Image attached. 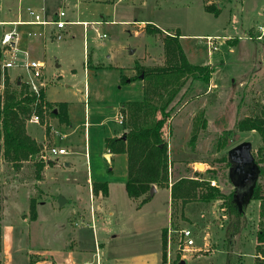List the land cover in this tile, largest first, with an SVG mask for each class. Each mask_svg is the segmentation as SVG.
<instances>
[{
	"label": "rangeland",
	"instance_id": "rangeland-1",
	"mask_svg": "<svg viewBox=\"0 0 264 264\" xmlns=\"http://www.w3.org/2000/svg\"><path fill=\"white\" fill-rule=\"evenodd\" d=\"M72 1L46 0V4L51 9L62 7L75 20L104 18L115 21L98 25V33L104 32V37L96 36L92 29L83 35L80 25L73 26L74 35L67 36L57 43H47L41 53H38V58L45 62L43 81L49 83L45 91L46 97L52 101V105L66 102L69 124H62L46 113L43 118L39 117L38 123L26 120L30 133L26 131L39 140L44 135L45 140L42 142L35 139L42 145L40 153H44V147L52 146V143L56 147L63 146L70 153H44L45 158L39 154L35 159L23 161L19 168H15L2 156L0 136L1 240L3 230L6 247L4 252L9 255L8 258L4 256L1 245L0 264H27L24 251L32 253L42 248L49 249L64 240L58 225L64 223L68 209L73 206L80 212L89 211L85 180L87 169L93 179L106 181L111 185L112 193L108 203H112L114 199L121 213L124 211L125 218L135 215L134 202L123 193L121 184L126 176L125 155L115 154L111 160L100 155L105 145L104 140L120 128V125L112 120H108L104 125H91L86 143L88 158L84 156V92L86 91L90 121L94 120L92 112L96 92L105 100L101 104L99 102L102 110L109 108L110 111V107L118 101L136 104L143 100L144 87L140 79L135 78L138 67L165 63L162 41L165 34H179V40L183 37L182 34H189L187 38L182 39V43L187 46L189 59L198 62L206 61V58L209 60L212 55L207 53L205 39L194 34H217V48L212 52H219L224 57L213 58L211 64H206L212 70L211 82L210 79L205 83L189 77L167 107L172 108L165 127L166 139L168 151L175 159L176 166L169 168L171 173L174 174V171L180 168V171H177L180 175L208 180L210 184L214 181V186L226 199L234 190L237 192V187L230 179L228 150L239 142L249 141L254 161L263 173L256 180L264 184V141L257 131H242L236 126L237 122L246 116L264 117V38L247 37L254 35L257 24L263 21L261 11L264 0H80L76 8L70 4ZM205 3H216L220 7L219 13L205 10ZM5 12L6 7L0 0V19L5 17ZM121 20L129 21L126 23ZM140 20L162 28V34L146 32L145 24L141 26ZM4 28L7 26L0 24V35ZM223 34H232L234 38ZM83 40L86 51L83 49ZM100 43L105 46H100ZM96 52L97 61L94 58ZM98 61L105 66L112 63L122 67L100 68L98 64L101 63ZM15 69H5V72L0 70V93L3 91L2 82L6 76L11 83L16 79L23 81L21 73ZM129 79L133 80L128 82ZM88 92L90 99L87 98ZM127 103L126 109L122 108V111L126 112V120L123 123L125 131L129 125ZM151 114L152 112L148 111L147 116ZM200 114L205 119V126H195L194 121ZM158 116L159 114H154V121ZM51 127L55 131L53 138ZM193 132L196 137L191 143ZM57 156L58 165L52 166L54 162L46 163L48 159L54 161L52 157ZM39 159L44 160L45 165L40 172V179H37L35 162ZM64 159H71L72 166L68 167ZM187 162H190V166H186ZM198 163L203 166L200 167ZM67 176L76 178L74 186L77 196L74 197L73 204L63 201L61 206L59 197L66 200L72 185L64 180ZM48 177L52 179L51 183ZM250 185L241 189L243 195H250ZM165 193V190L159 191L149 205L161 207L162 198L158 201L156 197L164 195V204ZM31 199L35 201L39 214L36 221H33L29 211ZM208 202L213 213L207 211L206 204L196 200L189 201L183 207L182 212L195 223L198 222L197 225L192 224V221L181 220V206L176 202L173 205L172 221L166 231V242L169 241L171 247V262L185 260V264H236L241 261L243 264H250L254 251L252 238H255L254 233L258 229V200L250 199L240 215L227 212L222 199ZM94 204L96 203L92 202V206ZM146 209L147 207L143 211ZM231 220H235L240 227L233 225ZM182 228L192 231L194 248L203 249V241H207L205 250H195L191 256L185 255L184 258L180 256L177 245L179 230ZM232 229L238 231L235 239L230 235ZM205 230L208 234L207 239L203 240ZM79 231L81 236L84 232V244L93 247L91 230L81 228ZM242 234L246 238H242ZM28 256L31 260L37 257L36 254Z\"/></svg>",
	"mask_w": 264,
	"mask_h": 264
},
{
	"label": "trees",
	"instance_id": "trees-1",
	"mask_svg": "<svg viewBox=\"0 0 264 264\" xmlns=\"http://www.w3.org/2000/svg\"><path fill=\"white\" fill-rule=\"evenodd\" d=\"M204 8L214 14H218L220 11V7L216 3H205ZM144 30L160 34L163 32L152 23H145ZM162 41L165 63L138 67V74L135 78L142 80L144 96L143 100L136 104L127 103L129 111L127 131L122 136L105 139L109 151L126 155V193L130 198L143 196L142 201L149 198V190L152 185L158 187L169 186L171 171L169 169L170 161L165 127L172 107L170 109H167V107L189 77L207 83L212 71L207 65L189 62L179 42V34H165ZM122 79L125 80L123 77ZM2 85L3 91L0 93L2 156L13 167L19 168L23 161L35 159L39 154L41 155L40 151L42 149V145L27 133L26 120L32 114L43 118L46 113H49L56 117L60 123L68 124L67 106L65 102H57V105H52L50 101L46 100L43 88H40L36 93L30 90L24 81L18 79L11 83L6 76ZM148 111H151L152 114H159L153 124L145 121ZM194 123L195 126L199 124L205 126V119L200 114ZM236 126L238 130L242 131H257L264 141L263 116L243 117L237 122ZM195 137L196 133L193 132L190 137L191 143H193ZM52 162L50 159L46 161V163ZM228 162L231 165L230 161ZM35 164L37 168L36 178L40 179V172L45 165V161L39 159ZM260 174L263 173L259 169L258 176ZM98 190L102 194H106L107 182H94L93 191L97 192ZM235 193L234 190L225 199L219 189L211 185L208 180L192 176H181L170 186L172 217L174 213L173 205L176 201H178L176 204L181 206L180 213H182L185 204L191 200L208 202L213 199H222L223 207L227 212L240 215L243 213L246 204L239 208ZM250 199L259 202V221L255 234V264H264V184L255 181ZM35 205V201L31 199L29 211L32 219H35L37 214ZM1 207L0 199V212ZM163 246L166 247V228L163 229ZM162 257L165 259V253ZM172 264H181V262L175 260Z\"/></svg>",
	"mask_w": 264,
	"mask_h": 264
},
{
	"label": "crops",
	"instance_id": "crops-1",
	"mask_svg": "<svg viewBox=\"0 0 264 264\" xmlns=\"http://www.w3.org/2000/svg\"><path fill=\"white\" fill-rule=\"evenodd\" d=\"M65 1L67 2L68 0H65ZM79 1L80 0H73L72 3L70 4H72V6L76 8L79 4ZM2 2L6 7V12H5V17L0 19V24L7 26L6 29L4 28L2 30V33L10 29H15L18 32V39L14 41V43H12L15 46V50L13 54L17 60L23 59L25 57V53L28 55V57L38 58L39 56L38 53H41V51L44 49L47 43H50V44L53 42L57 43L63 38L65 39L67 36L74 35V30H72L73 26L80 25L81 31L83 34V26L81 24L73 23L65 27V31L61 39L55 40L53 38V33H52L54 30V26L50 24L44 25L40 23H33L32 21L33 16L29 13L30 10L37 13L41 19L46 20V21L54 18L56 13L60 9L64 10L65 12L64 19L68 21H87L86 19L85 20L84 19H81V20L73 19L72 16H70L68 12L60 6L54 9H51L50 7L47 6L46 0H2ZM89 21H99V23L96 25L97 31L99 32L98 30L99 24H103V23L105 24L106 22L112 23L115 20H105L104 18H101V19L94 18ZM121 21L127 23L129 20H121ZM139 23H141L142 24L141 26H143L145 24V21L140 20ZM89 29H92L96 33V31L91 25L87 27V30ZM160 29L162 30V28ZM256 29L257 27L255 28V31ZM188 35L189 34H182L183 37H180L179 42L189 62L193 64L206 65V64H211L213 58L215 59L224 58L222 57L223 55L221 56V54H219V52H215V51L212 52L213 51L212 50L210 52V54L212 55L211 59L208 60L206 58V61L203 60L200 62L192 61L188 57L189 51L186 49L187 46L185 47L184 43H182V39L187 38ZM194 35H199L198 37L202 38L204 36L212 35V34H204V36L203 34H194ZM214 35H217V34H214ZM223 35L233 36L232 34H223ZM96 36H97V33H96ZM100 46L103 47L105 46V44L100 43ZM83 49L84 51H86L84 40H83ZM229 51L231 52L232 48H230ZM96 56H98L97 52L96 54L94 53L95 59L97 58ZM108 56L110 57L111 55H108ZM98 66L100 68H106L107 66V69L108 68L109 69H115V68L120 69L122 67L121 65L112 64V63H108V65L106 66L103 63H101V64H98ZM14 68H16L15 71H18L19 73H21L20 77L24 81L26 79V74L24 73V70L19 66H15V67L8 68V69L13 70ZM86 72L87 70H86V67L84 66V73L86 74ZM127 81L129 82L131 80H127ZM140 82L143 87V83L141 79H140ZM210 82H211V78H210ZM48 84H49L48 81H47V84L44 81V85L42 88H43L46 100L50 101L47 99L46 94H45ZM87 95H88L87 98L90 99L89 92ZM84 97H85L84 99V120L82 122V126H83V131H84V156L85 158H88V155L87 157L85 155V151L86 153L88 152L86 143H87V138H88L87 134H88L89 127L93 124L104 125L108 120H112V122L119 124L113 119V117L115 113H117L121 109V107H123V109H126L125 105L128 101L126 102L118 101L116 104L110 107V111H109V108H106L108 110L106 109L102 110L100 107V104L105 100L102 99L103 97H101L99 92H96L94 95V101H95L94 112H92V115L94 116V120L90 121L89 120V117H90L89 107L87 105L88 102H86V91L84 92ZM67 115H68V120H69L68 106H67ZM145 121L149 124H153L154 114L153 115L151 114L149 117L147 116ZM31 123H38V122L31 121ZM49 124L51 126V123ZM119 125H120V128H118L117 130H114L110 134L109 137H119L125 133V130L123 127L124 124L122 125L119 124ZM26 130H28V124H26ZM51 132H52V138H53L55 131L54 129H52V127H51ZM30 135L34 137L36 140H38L39 142L40 141L42 142V140H45L44 135L41 140H39L37 137L33 136L32 134ZM52 145L54 144L52 143ZM59 147H63V146H59ZM168 150H169V147H168ZM68 153H70L69 150L66 154ZM168 153H169V161H170L169 168H174V167L176 168V166L174 165L175 159L170 156V151H168ZM106 154H108L106 159L111 160L113 156L118 153L109 151V149L107 148L105 144L104 148L100 152V155L106 157ZM52 158L54 160L53 161L54 163L52 166L58 165V162H57L58 156L52 157ZM64 162L68 167H71L73 164L71 159H64ZM186 166H190V162H187ZM179 169H176L174 171V174L177 173ZM174 174L170 172L168 187H158L157 185H154L155 190L153 194H149V198L145 201H142L143 196H140L138 198H130L127 195L126 189H125V179H126V176H125V178L121 181L123 193L125 192L127 197L133 200L134 205H135V209H134L135 215L133 216L128 215L126 216L127 218H125L124 211L122 210V213H121V210L119 209L118 205H115L114 199L112 203L107 202L108 198L111 196V193H112L111 185L107 183V193L106 194H102L100 190H98L97 192H94L93 183L100 181V180L93 179V177L89 175L88 169H87L85 180L87 184L89 211L80 212L78 210H75V208L71 206V208L68 209L69 210L67 213L68 215L64 219V223H62L61 225H58V228L63 233V234L61 233V237H64V240L60 244H57L54 247H51L49 249L42 248L38 250L37 252H32V253L28 250L24 251L25 262L27 264H84V263L95 264L94 249H95V240H96L99 245V264H163L164 258L162 256H163V253H165V246H163V229L166 228V231H167V229L169 228L171 224V220H172V214H171L172 198L170 194V186L179 177L189 176V175H183V174L180 175L179 173H177L176 175ZM77 179L78 181L80 180L79 177H77ZM48 180L50 183L52 182V179L50 177H48ZM64 180L71 182L70 184H72L70 187V191L68 192V196H67L68 198H66V200L64 201L69 202L68 204H73L74 197L77 196V194H75L76 188L74 186V182L75 183L77 182L76 178L74 179L73 177L67 176ZM64 184L66 183L64 182ZM55 189L57 188L55 187ZM161 190H165L166 192L164 204L162 201L164 200L163 198L164 195L161 197L158 195L156 197L158 198V201H160V198H162V200L160 201L161 207L160 206L158 207L157 205H153V206L149 205L152 199L155 197V195ZM92 202L96 203L94 204V206L96 205L95 207L92 206ZM176 202L178 203V201ZM197 202L206 204L205 207L207 208V211L210 210L213 213L212 207L209 208L210 202H202V201H197ZM60 205L62 206V204ZM258 205H259V202H258ZM145 207H147V209L143 211ZM36 213H37L36 218L33 219V221H36L39 218L38 211H36ZM181 216H182L181 220L183 221H186V222L192 221L193 222L192 224H195V225H197L198 223V222L195 223L191 218L186 216L183 212L181 213ZM79 222H80V225H79ZM231 223L233 225H237L240 227V225L237 224L235 220H231ZM81 228H86L88 230H91L93 247L89 246L88 244H84L85 241L82 240L84 232L82 236L79 235V232H80L79 229ZM236 233H238L237 230L235 229L233 231L230 230V235L232 239H235ZM207 234L208 232L205 230L203 234V240L207 239L206 238ZM255 234L256 232L254 233V235ZM242 235H243L242 238H246L244 234ZM4 237H5L4 232L2 230L1 245H2L3 252L4 250H6ZM207 244H208L207 241H203L202 245L204 248L202 249L201 247H197L195 248V250H198V249L205 250V247L207 246ZM252 244H253L254 251L252 253L253 260L250 264H255V257H256V254H255L256 239L255 238L254 239L252 238ZM29 254H36L37 257L31 260L29 259V256H28ZM4 256L6 258L9 257V255H7L6 252H4ZM260 257L262 256L260 255ZM182 264H185V260L183 261ZM236 264H243V262L239 261Z\"/></svg>",
	"mask_w": 264,
	"mask_h": 264
},
{
	"label": "built area",
	"instance_id": "built-area-1",
	"mask_svg": "<svg viewBox=\"0 0 264 264\" xmlns=\"http://www.w3.org/2000/svg\"><path fill=\"white\" fill-rule=\"evenodd\" d=\"M29 13L33 16V23H40V24H50L54 26L53 30V38L55 40H59L62 38L65 27L69 24H81L83 26V35L86 34L87 27L91 25L94 30L96 31L98 36L104 37L105 33L100 34L97 31V24L99 21H68L64 19L65 12L64 10L60 9L54 18L51 20H43L40 18V16L35 13L34 11L30 10ZM263 15V21L258 24L255 34L248 35V38H254V39H263L264 38V4L263 9L261 11ZM35 34V33H34ZM205 39L207 51L208 54L213 49L217 48V43L215 41L216 38H219L218 35H207L202 37ZM18 39V32L15 29H10L8 31H4L0 36V52H1V59H0V66L2 72L5 69L12 68L15 66H19L24 70V73L26 74V79L24 82L28 86V88L34 92H38L40 88L44 85V68H45V62L41 58H31L28 57V55L25 53V57L23 59H16L13 52L15 50L14 41ZM4 56V57H2ZM122 108L115 113L113 119L119 123L123 124L124 120L126 118L125 113L122 111ZM39 116L36 114H32L29 118L30 121L33 122H39ZM44 153L47 155L49 154H66L68 152L67 149L64 147H56V146H49L44 147L43 149ZM44 153H41L40 156L43 158L46 157ZM85 155L87 157V153L85 151ZM211 185H214V181H211ZM194 238L192 237V231L189 228H182L179 230V242L177 245L178 252L180 256L183 258L185 255H190L192 252L195 251L194 246ZM94 257H95V264H99V245L98 242L95 240V249H94ZM164 264H172L171 262V247L169 241L166 242L165 247V259L163 261ZM84 264H91V263H84Z\"/></svg>",
	"mask_w": 264,
	"mask_h": 264
},
{
	"label": "water",
	"instance_id": "water-1",
	"mask_svg": "<svg viewBox=\"0 0 264 264\" xmlns=\"http://www.w3.org/2000/svg\"><path fill=\"white\" fill-rule=\"evenodd\" d=\"M107 155L108 154H106V157ZM228 160L231 163V168L229 170L230 179L232 180L234 185L237 187V190H239L240 188H244L248 184H251L250 187H251V193H252L254 183L258 177L259 169L251 153V143L249 141H242L230 147L228 150ZM198 165L200 167L203 166L200 163H198ZM240 172L246 175L245 178L243 179L244 181H241V182H240V178L236 177V174L238 175V173ZM154 190H155V187L154 185H152L150 187L149 194H153ZM251 193L250 195H243V193H241V189L239 190L238 193L237 192L235 193V198H236L239 208H241L243 204H247V202L250 199ZM58 201L60 204H62L64 200L61 199V197H59ZM182 263L183 261H181V264Z\"/></svg>",
	"mask_w": 264,
	"mask_h": 264
},
{
	"label": "flooded vegetation",
	"instance_id": "flooded-vegetation-1",
	"mask_svg": "<svg viewBox=\"0 0 264 264\" xmlns=\"http://www.w3.org/2000/svg\"><path fill=\"white\" fill-rule=\"evenodd\" d=\"M243 171H244V169H243ZM245 174H243L242 172H240V173H238V175L236 174V177H238V178H240V182L241 181H244L243 179L245 178ZM240 189H242V188H240ZM239 189V190H240ZM239 190H237V193L239 192Z\"/></svg>",
	"mask_w": 264,
	"mask_h": 264
}]
</instances>
